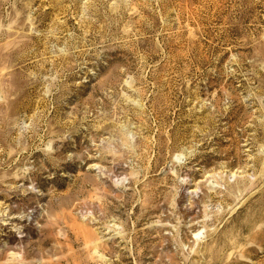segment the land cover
I'll use <instances>...</instances> for the list:
<instances>
[{"label":"rangeland","instance_id":"374dc122","mask_svg":"<svg viewBox=\"0 0 264 264\" xmlns=\"http://www.w3.org/2000/svg\"><path fill=\"white\" fill-rule=\"evenodd\" d=\"M0 264H264V0H0Z\"/></svg>","mask_w":264,"mask_h":264},{"label":"bare ground","instance_id":"6f19581e","mask_svg":"<svg viewBox=\"0 0 264 264\" xmlns=\"http://www.w3.org/2000/svg\"><path fill=\"white\" fill-rule=\"evenodd\" d=\"M197 234V233H196Z\"/></svg>","mask_w":264,"mask_h":264}]
</instances>
